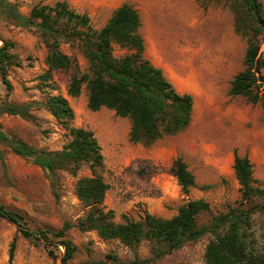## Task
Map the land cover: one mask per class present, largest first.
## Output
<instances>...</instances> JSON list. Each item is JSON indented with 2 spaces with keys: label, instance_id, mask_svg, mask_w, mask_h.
<instances>
[{
  "label": "rangeland",
  "instance_id": "374dc122",
  "mask_svg": "<svg viewBox=\"0 0 264 264\" xmlns=\"http://www.w3.org/2000/svg\"><path fill=\"white\" fill-rule=\"evenodd\" d=\"M56 1L0 0V43L11 42L9 52L20 62L7 69L11 88L0 77V132L36 149H61L71 135L44 103L50 95L66 98L74 113L71 124L93 130L101 147V171L108 183L103 204L113 210L116 221L138 220L146 212L168 218L185 201L203 198L211 209L200 212L196 224L200 227L209 223L214 215L238 205L241 199L232 167L235 153L248 156L252 184L264 186V105L229 93L231 80L244 67L246 47L245 39L234 29L230 0H65L74 11L88 15L93 29L102 27L122 3L132 5L140 16L139 33L146 57L162 69L177 91L192 95L187 127L177 134L163 135L150 145L129 141L128 117L104 106L90 110L85 84L78 95L67 93L75 68L80 72L90 70L76 43L60 44V49L72 57L75 68L54 70L44 78L47 47L36 28L18 25L5 6L13 4L27 16L34 5H53ZM261 2L264 8V0ZM124 51L114 46L116 55ZM259 51L264 55V39ZM261 72L264 74V67ZM7 103H31L28 115L3 111ZM176 157L185 161L195 177L196 184L187 194L181 192L170 173ZM90 173L84 164L75 175L64 169L51 176L33 158L16 154L0 138V204L22 213L33 229L50 232L65 222L74 224L67 230L75 247L67 264H91L110 252L132 259L133 252L118 240H103L94 230L83 231L75 225L86 212L76 196L75 184L78 177ZM250 216L248 234L264 245V215L253 210ZM211 238L205 233L196 240H187L181 248L150 264H205L203 252ZM56 241L45 244L25 238L12 222L0 217V264H62L63 247ZM137 254L141 258L152 256L150 243L140 242Z\"/></svg>",
  "mask_w": 264,
  "mask_h": 264
},
{
  "label": "trees",
  "instance_id": "16d2710c",
  "mask_svg": "<svg viewBox=\"0 0 264 264\" xmlns=\"http://www.w3.org/2000/svg\"><path fill=\"white\" fill-rule=\"evenodd\" d=\"M5 8L18 25L36 28L42 38L47 47L44 78L50 77L54 70L75 68L72 57L60 49V44H77L87 58L90 70L80 72L75 68L67 93L76 96L85 84L90 110L96 111L104 106L119 116L128 117L129 141L150 145L163 135L183 131L189 124L192 95L177 91L162 69L146 57L144 39L139 33L140 16L132 5L122 3L116 7L99 29H93L88 15L74 11L65 0H58L53 5L38 3L27 16L20 14L13 4H6ZM230 8L234 15V29L245 39L246 47L244 67L231 80L229 93L245 96L252 104L264 105V74L261 72L264 55L259 51L264 39L262 2L230 0ZM11 46V42L6 40L0 45V77L8 89L11 83L7 78V69L20 63L9 52ZM114 46L125 51L116 55ZM30 105L7 103L2 110L27 116ZM44 105L60 124L68 128L71 135L61 149H36L3 132H0V138L16 154L33 158L51 176L56 170L64 169L71 170L75 175L82 165L89 166L90 175L78 177L75 184L76 196L86 208L75 225L83 231L94 230L103 240L116 239L134 254L132 259L126 260L110 252L102 260H92L91 264H150L181 248L185 241L196 240L205 233L212 235L203 252L205 264H264V245L248 234L251 212L258 210L264 215V186L252 184V163L247 155L235 153L233 158L232 167L241 190L238 205L214 215L209 223L200 227L196 224L197 215L211 209L209 202L203 198L185 201L168 218L146 212L138 220L116 221L113 210L103 204L108 183L101 171L103 155L93 130L71 124L74 113L63 96L50 95ZM170 173L183 194L196 184L194 174L181 157L172 161ZM0 217L12 222L25 238L41 240L45 244L57 239L55 244L63 247L62 264H67L72 258L75 247L67 237V230L74 224L65 222L59 229L50 232L33 229L27 225L22 213L2 204ZM15 240L16 236L10 242V259ZM144 240L150 243L152 256L141 258L137 247Z\"/></svg>",
  "mask_w": 264,
  "mask_h": 264
},
{
  "label": "water",
  "instance_id": "95a60500",
  "mask_svg": "<svg viewBox=\"0 0 264 264\" xmlns=\"http://www.w3.org/2000/svg\"><path fill=\"white\" fill-rule=\"evenodd\" d=\"M2 43H0V45H1Z\"/></svg>",
  "mask_w": 264,
  "mask_h": 264
}]
</instances>
